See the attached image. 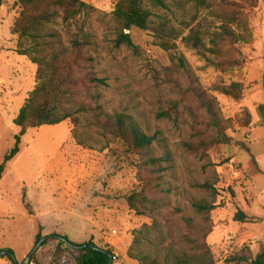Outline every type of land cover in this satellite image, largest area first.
<instances>
[{
	"label": "rangeland",
	"instance_id": "rangeland-1",
	"mask_svg": "<svg viewBox=\"0 0 264 264\" xmlns=\"http://www.w3.org/2000/svg\"><path fill=\"white\" fill-rule=\"evenodd\" d=\"M17 1L0 0V162L18 131L13 119L36 85V64L17 52L18 38L11 32ZM81 1L92 9L78 16L70 29H82L91 36L94 70L105 79L99 89L103 108L132 115L148 134H161L171 152V166L162 176L168 192L160 195L172 211L166 222L160 219V228L163 233L172 231L174 238L159 244L151 232L139 244L132 242L142 224L151 223L150 218L129 210L123 198L140 184L136 156L124 153L119 142L79 114L78 123L67 118L27 129L19 153L6 164L0 179V250L10 249L13 257L1 254L0 264H21L35 247L37 234L44 238L26 264H79V250L55 235L109 248L115 256L112 264H138L127 255L135 247L165 264L168 250L164 247L170 242L174 251H193L176 228L180 217L201 222L192 206L201 198L215 205L208 213L212 228L206 238L214 264H251L264 247V125L258 110L263 100L264 0H253V6L246 0H220L227 3L225 11L246 20L249 33L242 32L240 23H226L244 39L224 47L229 62L219 68L207 65L181 40L195 26L205 38L222 23L193 1L177 6L165 0L164 8L144 1L151 12L150 28L124 31L135 48L114 42L111 13L118 0ZM161 22L180 32L170 39L173 48L169 50L158 44L154 30ZM52 26L66 38L67 26L60 19ZM172 53L186 59L197 85L214 98L230 136L228 143L203 150L188 146L210 134L200 109L182 108L170 119L156 117L160 104L155 74L172 64ZM231 81L242 84L239 98L213 89ZM237 211L244 213V220L235 216ZM239 253L246 260H229Z\"/></svg>",
	"mask_w": 264,
	"mask_h": 264
},
{
	"label": "trees",
	"instance_id": "trees-1",
	"mask_svg": "<svg viewBox=\"0 0 264 264\" xmlns=\"http://www.w3.org/2000/svg\"><path fill=\"white\" fill-rule=\"evenodd\" d=\"M144 1L152 7L166 6L165 0H118L112 10V20L116 26V45L124 44L135 48L125 30L136 27L140 30L150 28L149 9ZM177 6L193 1L207 9L211 15L222 21L214 30L203 38L198 26L191 28L187 35L181 37L184 45L205 60L207 65L219 68L228 63L224 47L244 39L242 33H236L227 22L240 23L242 32L249 33L246 20L237 13L225 11L227 3L215 0H173ZM18 13L11 32L17 35V52L26 55L36 64V85L19 108L13 123L18 131L13 135L12 146L4 153L0 162V179L6 167L20 151L21 137L29 128L42 125H53L70 118L78 123V115L83 114L87 123L101 131L105 136L120 143L123 152L136 156L135 166L138 169L139 186L123 196L129 210L135 215L151 219L150 224L143 223L135 232L132 242L139 244L148 234L155 232L159 244L166 238H174L172 231H161V221L166 222L167 213L172 210L165 196L168 192L162 186L163 172L171 166L172 155L165 141L159 134H148L135 120L124 112H108L101 104L100 88L105 79L96 75L93 58L89 52L92 44L88 32L79 29L72 31L70 25L81 14L88 15L92 7L81 0H18ZM253 6V0H246ZM230 3V2H229ZM232 4V3H230ZM60 19L67 28L66 38L52 26ZM159 37V45L169 50L173 48L170 39L174 40L180 32L161 22L154 28ZM170 37V38H169ZM172 64L159 69L155 81L159 92L157 118H173L179 115L180 109L190 111L200 109L204 114L203 124L210 132L200 138L196 144L188 146L193 150L218 147L230 141L226 131L225 120L213 97L196 83V78L186 59L180 55L170 54ZM263 100L258 110L264 125V73L262 78ZM213 89L239 98L242 84L231 81L228 84H216ZM191 102L194 107H190ZM156 144L160 150L156 149ZM158 150V153H157ZM141 172L149 175H141ZM206 187L211 186L204 184ZM195 213L201 215V222L180 217L177 230H182L184 240L191 244L192 252L174 251L172 242L166 247L165 264H214L206 238L211 232L212 224L208 213L215 208L213 201L201 198L192 202ZM235 216L244 220V213L237 211ZM176 232V230H175ZM181 232V231H180ZM137 233V234H136ZM175 234V233H174ZM79 250V264H112L113 253L109 248L95 245L92 241L74 243L66 236L55 235ZM36 235V243L42 238ZM46 237V236H45ZM161 242V243H160ZM132 249V248H131ZM10 253L12 251L8 249ZM10 259V255L6 254ZM127 255L137 260L138 264H158L157 258L149 253H141L137 247L128 250ZM246 256L232 255L229 260H246ZM113 260V259H112ZM251 264H264V247L250 261Z\"/></svg>",
	"mask_w": 264,
	"mask_h": 264
},
{
	"label": "water",
	"instance_id": "water-1",
	"mask_svg": "<svg viewBox=\"0 0 264 264\" xmlns=\"http://www.w3.org/2000/svg\"><path fill=\"white\" fill-rule=\"evenodd\" d=\"M44 237H42L36 244H35V247L28 253V255L25 257V259L23 260V262L21 264H26L29 259H30V255L31 253L36 249V247L39 245L40 241L43 239ZM1 254H8L10 255V257H13L12 256V253H10L8 250H0V255ZM113 257L110 258V262L112 261Z\"/></svg>",
	"mask_w": 264,
	"mask_h": 264
},
{
	"label": "built area",
	"instance_id": "built-area-1",
	"mask_svg": "<svg viewBox=\"0 0 264 264\" xmlns=\"http://www.w3.org/2000/svg\"><path fill=\"white\" fill-rule=\"evenodd\" d=\"M115 258V256L113 255V259Z\"/></svg>",
	"mask_w": 264,
	"mask_h": 264
}]
</instances>
